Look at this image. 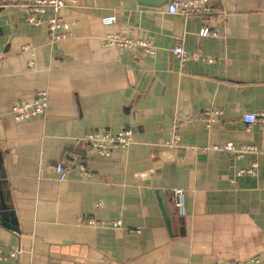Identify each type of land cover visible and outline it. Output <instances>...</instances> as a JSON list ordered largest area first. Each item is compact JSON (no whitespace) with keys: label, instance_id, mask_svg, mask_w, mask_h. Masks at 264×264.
I'll list each match as a JSON object with an SVG mask.
<instances>
[{"label":"crops","instance_id":"obj_1","mask_svg":"<svg viewBox=\"0 0 264 264\" xmlns=\"http://www.w3.org/2000/svg\"><path fill=\"white\" fill-rule=\"evenodd\" d=\"M158 1L79 0L59 14L73 36L52 44V12L33 25L20 0H0V250L22 251L0 264H264V0H213L210 22ZM206 25L219 36L201 37ZM109 34L149 41L153 52L106 47ZM178 42L193 56L184 63ZM42 90L46 112L16 121L13 109ZM247 113L263 121L249 125ZM187 117L171 152L174 121ZM123 130L133 144L110 156L79 141ZM227 144L256 152L239 157ZM73 153L91 175L69 165Z\"/></svg>","mask_w":264,"mask_h":264},{"label":"built area","instance_id":"obj_2","mask_svg":"<svg viewBox=\"0 0 264 264\" xmlns=\"http://www.w3.org/2000/svg\"><path fill=\"white\" fill-rule=\"evenodd\" d=\"M20 7L28 12L27 21L33 25H41L42 17L48 13L52 12L54 15L48 20V30L51 37V43L56 44L58 42L70 39L73 35L70 29V24L68 21L59 16L63 9L77 8L79 7V0H20ZM166 12L171 15H180L185 18H190L193 16L205 17L207 21L211 20L219 14L218 10L213 5V0H170ZM210 18V19H208ZM117 18L113 16H108L103 19L104 24L111 25L116 23ZM210 22V21H209ZM201 37H218L219 34L212 31L211 28L206 25L200 32ZM104 45L106 47H114L120 51H125L128 49H136L137 47H144L149 52L152 51L151 42L142 40H133L126 35L121 34H109L105 37ZM24 50H28L24 48ZM173 53L180 59L182 63L189 60L193 56L186 51L182 44L178 42L173 48ZM49 101V93L46 90H42L36 93L35 99L32 102L16 106L12 114L14 119L18 122H22L34 117L43 115L46 112ZM220 112H208L205 114V118L208 123L213 124L218 117H220ZM245 123L252 125L255 123L262 122V117L247 113L244 116ZM192 122L190 117L186 119H177L174 121L173 127L171 129V139L167 143V148L169 151L173 152L180 147V133L182 128ZM82 144L86 145L93 152L101 156H110L112 150L115 147H121L123 149L129 148L133 144V133L131 130H123L118 133L110 132H100L93 131L88 133L84 138L79 140ZM224 150L235 153L239 157H242L246 153L256 152V148L252 146H245L240 149H236L232 144H227ZM198 151H204L199 149ZM73 159L69 161V165L78 167L79 170L84 175H91L87 172L85 166L78 161L77 154H71ZM255 168L242 171V173L255 174ZM54 169L59 175V180L64 182L67 180V175L69 168L65 166L64 162H60L55 165ZM174 194V205L179 217H184L186 215V195L185 191L182 189H176L173 191ZM85 224L92 227H121V223L113 222L106 223L103 221L96 220H85ZM20 249H15L10 255H5L0 250V260H7L9 257H16L21 254ZM229 264H263L260 260H245L241 262H232Z\"/></svg>","mask_w":264,"mask_h":264},{"label":"water","instance_id":"obj_3","mask_svg":"<svg viewBox=\"0 0 264 264\" xmlns=\"http://www.w3.org/2000/svg\"><path fill=\"white\" fill-rule=\"evenodd\" d=\"M138 1L141 5L144 6L160 7L162 5V2L158 0H138ZM167 220L169 224V219L167 218Z\"/></svg>","mask_w":264,"mask_h":264}]
</instances>
